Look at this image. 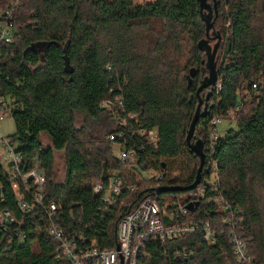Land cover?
Here are the masks:
<instances>
[{"label":"trees","instance_id":"trees-1","mask_svg":"<svg viewBox=\"0 0 264 264\" xmlns=\"http://www.w3.org/2000/svg\"><path fill=\"white\" fill-rule=\"evenodd\" d=\"M8 1L0 0V7ZM18 1L13 11L16 34L0 48V97L10 101L16 129L11 141L17 144L21 171L36 160L45 174V200L72 211V227L84 230L89 224L93 229L85 231L87 236L111 249L119 215L147 193L160 202L194 193L158 190L190 186L198 168L185 137L198 104L195 93L208 74L205 55L197 47L205 38L200 0L140 5L133 0ZM216 2L215 22L222 38L216 63L220 87L207 90L208 113L196 123L194 138L202 141L206 153L209 122L225 120L229 112L235 115L236 129H228L209 154L218 166V185L208 187L209 175H202L199 186L206 187L205 198L191 206V216L224 236L217 234L211 245L198 233L165 244L146 241L149 259L139 257V264H237L225 236V218L240 224L249 264H264V0ZM207 91L200 93L203 100ZM113 97L123 98L125 112L136 115L138 126L158 129L157 147L138 150L137 167L178 176L138 184L131 179L134 192L124 193L121 202L103 213L92 185L125 170L113 155L115 143L106 141L123 130L100 108ZM79 114L84 117L80 126ZM41 134L48 147H43ZM55 152L64 159L61 182L53 181ZM0 181V208L16 213L12 190L3 175ZM215 193L230 210L206 202ZM41 213L37 210L27 218L24 245L13 241L8 246L5 234H0V264H64L52 256L55 245L45 234L35 235L34 225L43 226L38 221ZM79 216L82 225L77 224ZM64 220L69 225L67 216Z\"/></svg>","mask_w":264,"mask_h":264},{"label":"built area","instance_id":"built-area-1","mask_svg":"<svg viewBox=\"0 0 264 264\" xmlns=\"http://www.w3.org/2000/svg\"><path fill=\"white\" fill-rule=\"evenodd\" d=\"M18 5V0H9L5 7H0V48L10 43L16 34L13 11ZM219 87L217 84L215 89L218 90ZM100 108L109 111L114 125L123 130L110 134L106 137V141L115 143L113 155L119 165L125 168L124 171L110 173L105 181L96 182L91 187L92 194L100 198L101 207L98 210L104 213L107 212V208L121 202L124 193L134 192L136 185L131 183V179H134L137 184L139 181L150 180L161 182L167 176L177 177L178 174H170L168 170H143L137 167L138 150H143L144 147H157L160 141L158 129H145L138 126L136 115L125 112L123 98H107L100 104ZM233 114L229 112L228 116L232 118ZM10 116L9 99L0 97V123L9 119ZM220 122L218 118L211 119L206 135L208 147L205 153L204 173L209 175L206 185L210 188H216L218 185V166L209 154H213V147L218 141L216 135ZM137 138L141 141L131 140ZM0 149L2 150L0 176L3 175L6 178L7 185L12 190L16 208V213L0 208V234H5V242L8 246H11L13 241L18 245H24L25 222L37 210L42 212L39 214L38 221L43 226L34 225L35 235L40 237L44 233L55 245L52 256L56 261L64 264H139V257L149 259V255L144 250L146 241H160L165 244L198 233L205 244L211 245L215 243L217 234L220 237L224 236L222 232L214 231L210 223L192 218L191 211L187 207L205 198L206 187L198 186L194 193L187 196L182 203L178 200L160 202L154 196H148L150 193H147L148 195L127 210V213L119 215L115 229V247L102 248L98 241L88 237V233L85 232L93 227L89 224H84V230L72 227L76 219L74 213L70 210L64 212L62 206L57 205L55 201L45 200V178L36 160L23 173L22 159L16 152L17 144L11 141V136L4 137L1 132ZM147 172H151V175L144 177L143 174ZM3 190L4 187L0 181V201L2 202H4ZM215 194L206 202L219 205L223 211L230 210L229 205L223 202L221 195ZM64 216H67L69 225L66 224ZM77 218V224L82 225V216ZM222 223L227 226V229L229 228L225 236L236 263H251L252 259L245 248L244 239L238 232L241 228L240 224L232 218H225Z\"/></svg>","mask_w":264,"mask_h":264},{"label":"water","instance_id":"water-1","mask_svg":"<svg viewBox=\"0 0 264 264\" xmlns=\"http://www.w3.org/2000/svg\"><path fill=\"white\" fill-rule=\"evenodd\" d=\"M208 0H200L199 1V10H200V16L201 21L205 25V38L204 40H200L197 44L198 50L205 55V67L208 71V74L206 78L203 80L201 86L196 91V96L198 97V104L195 108V113L193 116V119L191 121V125L189 127V130L186 134V144L188 147V150L190 153L194 154L198 158V165H197V171L194 178V183L187 187H167V188H160L158 190L159 194L162 193H181L186 191H194L200 184H201V178L204 174V163H205V153L203 152V143L201 140H195L194 134H195V128L196 123L200 118H205L208 113L207 109V102L210 98V90L213 88H216L218 84L217 79V54H218V48L219 44L221 42V36L220 33L215 30L214 22L216 20L218 10H217V2L216 0H213L212 4L210 5L207 3ZM210 41H216V43L211 46L209 44ZM210 89L209 91H207ZM206 92V98L203 100L201 98L200 93ZM162 167H164L162 165ZM190 209V211H194L191 206L187 207Z\"/></svg>","mask_w":264,"mask_h":264},{"label":"rangeland","instance_id":"rangeland-1","mask_svg":"<svg viewBox=\"0 0 264 264\" xmlns=\"http://www.w3.org/2000/svg\"><path fill=\"white\" fill-rule=\"evenodd\" d=\"M156 0H133V3L136 5H140L143 3H152L155 2ZM207 3H209L210 5L212 4L211 0L207 1ZM216 24V22H215ZM218 24V23H217ZM217 24L215 25V30L217 32H219V24L217 26ZM204 40V38L202 39ZM216 43V41H210L209 44L211 46H213ZM219 55V53H218ZM218 62V61H217ZM218 66V64H217ZM219 83V82H218ZM248 110V109H246ZM84 117L82 115H78L77 116V125L80 126L82 124ZM235 120V115L233 114V117H228L225 120H220V124L217 126V135L216 138H222L226 135V132L228 129H236V126L234 123H232V121ZM0 132L4 137H9V136H13L16 132V129L14 128V121L11 117H9V119L5 120L4 122L0 123ZM208 132V130H207ZM207 138V137H206ZM208 140V138H207ZM40 141L41 143H43V147H48L49 143L47 140V137L45 134H41L40 135ZM1 149H0V155H1ZM112 151L114 152V149H112ZM3 156V155H2ZM54 165H53V181L54 182H61L63 180L64 177V171H63V166H64V159L62 154H60L59 152H55L54 155ZM172 165H170L171 167ZM175 164L172 166L174 167ZM175 169V167H174ZM176 173V172H174ZM44 174V172H43ZM151 175V172H147L145 174H143L144 177H149ZM44 178H45V174H44ZM147 186V185H146ZM188 195H186L185 193H182L181 195H179L177 197L178 201H180L181 203L184 202L186 200ZM170 201V198H167V200H165V202ZM240 231V230H239ZM242 233V232H240Z\"/></svg>","mask_w":264,"mask_h":264}]
</instances>
